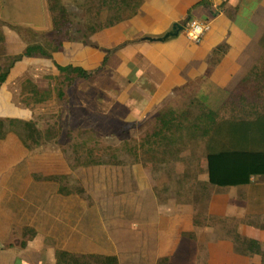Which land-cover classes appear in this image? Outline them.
<instances>
[{
    "label": "crops",
    "instance_id": "obj_1",
    "mask_svg": "<svg viewBox=\"0 0 264 264\" xmlns=\"http://www.w3.org/2000/svg\"><path fill=\"white\" fill-rule=\"evenodd\" d=\"M202 1L137 0L132 14L121 17L129 0H85V13L96 17L97 26L85 43L64 42L65 52L56 53L55 60L66 59L67 66H101L112 51L95 88L83 89V96L90 92L97 107H110L116 127L159 112L172 96L198 80L205 82L201 96H225L260 54L264 0H208L209 5L199 6ZM3 15L10 21L5 30L0 28V56L3 37L8 55L20 58L28 46L41 45L31 41L30 30L51 29L45 0H0L2 22ZM191 20L211 24L201 44L184 33L164 43L144 41L162 38L174 24ZM22 29H27L26 36ZM223 44L227 53L212 63V53ZM10 80L9 76L0 86L2 121L3 112H18ZM217 129L221 130L208 136L214 148L264 152V124L223 122ZM30 140L0 138V264H56L61 251L116 257L119 264H160L165 259L166 264H264V177L253 176L250 184L236 187L207 185L209 194L191 204L157 200L150 184L135 193L133 184L126 186L124 181L121 189L136 198L116 200L120 182L115 178L111 200L90 202L65 190L60 193L61 186L49 180L74 175L86 188L83 176L88 170L59 167L55 155L46 160L53 163L38 164L39 157L29 151L39 142ZM120 171L113 168L111 174ZM127 174L131 180L145 179L151 171L135 165ZM141 193L149 199L140 200ZM108 209L110 218L104 211ZM97 213L99 217L89 216ZM27 227L36 235L25 245L1 243L19 241ZM249 242L258 243L262 253Z\"/></svg>",
    "mask_w": 264,
    "mask_h": 264
},
{
    "label": "rangeland",
    "instance_id": "obj_2",
    "mask_svg": "<svg viewBox=\"0 0 264 264\" xmlns=\"http://www.w3.org/2000/svg\"><path fill=\"white\" fill-rule=\"evenodd\" d=\"M45 1L51 29L38 32L30 30L29 36L31 41L41 44L53 53V58L22 60L23 62L11 69L9 87L13 93L12 104L18 112H3L4 139L17 136L27 141L31 139L32 142L37 138L39 145L33 146L29 153L35 152L36 157H39L38 164L53 163L46 160L48 156L55 155L57 157L54 164L59 167L63 164L73 171L87 169L86 175L83 176L86 188L74 175H63L49 180L61 186L60 193L65 190L66 193L78 194L81 199L90 202L111 200L112 194L109 190L111 181L115 189V178L120 182V192L116 194L117 198L114 197L116 200L128 201L130 198H136L133 197L134 193L129 194L127 190L121 189L123 181L126 186L133 184L135 193L140 190L143 192L150 184L157 200L191 204L200 196L205 198L209 194L206 186V138L193 125L197 124V117L207 112L217 114L216 119L219 122L226 119H253L263 113L264 78L255 79L254 75L255 70H260L264 65V48L260 43V54L248 74L241 81L238 80L233 90L225 96H201L199 91L205 82L198 80L172 96L159 112L149 114L138 121L122 122L120 127H116L110 107L106 104L103 109L97 107L95 96L90 92L88 97L83 96V89L95 88L99 74L89 80L76 79L72 84H67L65 76L55 66L56 63L67 66L63 64L66 59L60 57L57 62L54 55L65 52L64 42L85 43L83 40L91 36L90 30L97 26L96 17L86 15L85 0ZM129 1V7L124 6L120 12L121 17L131 15L137 4V0ZM8 20L9 18L3 15L0 28L3 26L5 30L9 27ZM110 21L105 20L103 25H108ZM10 27L16 28L15 25ZM26 30L20 31L24 35L27 34ZM4 44L3 37V56H0V68L3 72L19 58L9 56ZM61 45L62 48L55 52ZM75 65L87 71H96L101 67L92 62ZM257 81L260 82L258 87L261 89L257 93L258 96ZM42 98L45 100L41 101ZM19 109L22 112H19ZM169 112L176 114L177 121L171 131L159 133L161 126L158 118ZM254 112L255 114H252ZM211 126L214 124L211 123ZM27 160L28 158L25 162ZM135 165L145 166L148 170L150 168L151 175L145 179L133 176L131 180L127 171ZM91 168L98 171H89ZM113 168L121 170L117 176L111 174ZM141 194L140 200L149 199L145 194ZM104 211L109 212L107 218H110L111 210ZM89 216L99 217V214ZM30 229L24 228L22 237L17 242L14 238L1 243L4 247L11 243L23 246L33 237Z\"/></svg>",
    "mask_w": 264,
    "mask_h": 264
},
{
    "label": "trees",
    "instance_id": "obj_3",
    "mask_svg": "<svg viewBox=\"0 0 264 264\" xmlns=\"http://www.w3.org/2000/svg\"><path fill=\"white\" fill-rule=\"evenodd\" d=\"M209 5L208 0H203L199 6ZM186 24V23H185ZM260 45L264 48V36L260 41ZM62 48V45L58 47L56 51ZM228 46L227 44H223L219 46L212 53L211 62L214 63L218 57L223 56L227 53ZM112 54L110 51L105 57L103 64L96 71H87L80 66L68 65L61 66L59 64H55L58 71L65 76V81L67 84H72L76 79H84L89 80L91 78L96 77L100 74L107 66L108 56ZM32 58H47L52 59L53 53L49 52L45 47L41 45H32L28 46L23 53V55L15 60L9 69L4 72H0V86L5 84L10 76V71L15 67V65L21 62L24 59H32ZM264 61H262V65ZM264 65L260 70H255V79L256 78H264ZM250 80V79H248ZM264 80V79H263ZM249 82V81H248ZM260 84L257 81V87ZM257 93L261 90L259 87L256 88ZM254 92V91H253ZM254 95V94H253ZM255 95V96H256ZM45 99L42 98L41 101ZM252 114H255L252 113ZM258 114V113H257ZM188 113L186 116L188 117ZM217 114L213 112H207L203 115L197 117L198 121L195 127L197 130L201 131L204 138H206V147H207V155H206V173L207 180L206 186H214V187H236L242 185H248L251 182V178L253 176H261L264 177V152L263 151H246V150H232L228 149V147L224 148H214L213 141L208 142V136L216 131H220L221 129H217V127L223 122H254V124H264V108L263 113L258 114L257 117L253 119H226L221 122L216 119ZM160 122V132L171 131L172 126L177 121V116L174 112H169V114H162L159 116ZM263 120V121H262ZM207 122V124H206ZM211 123L214 126H211ZM210 124V127H208ZM212 127V128H211ZM3 122L0 120V138H5L3 134ZM216 132V133H218ZM207 188V187H206ZM204 190V188H203ZM33 236L36 235V232L32 229ZM251 243V244H250ZM250 245H255L257 247L256 252L262 253L260 250V246L256 242H249ZM166 259L161 261L160 264H166ZM56 264H119V261L116 257L110 256H100V255H75L69 252L61 251L58 254Z\"/></svg>",
    "mask_w": 264,
    "mask_h": 264
},
{
    "label": "built area",
    "instance_id": "obj_4",
    "mask_svg": "<svg viewBox=\"0 0 264 264\" xmlns=\"http://www.w3.org/2000/svg\"><path fill=\"white\" fill-rule=\"evenodd\" d=\"M210 30L211 24L209 22L191 20L185 24L184 34L192 43L201 44Z\"/></svg>",
    "mask_w": 264,
    "mask_h": 264
},
{
    "label": "water",
    "instance_id": "obj_5",
    "mask_svg": "<svg viewBox=\"0 0 264 264\" xmlns=\"http://www.w3.org/2000/svg\"><path fill=\"white\" fill-rule=\"evenodd\" d=\"M185 31V25L176 23L173 25L172 30L166 33L162 38L158 39H151V38H146L144 41H151V42H167L172 39H177L182 33Z\"/></svg>",
    "mask_w": 264,
    "mask_h": 264
}]
</instances>
